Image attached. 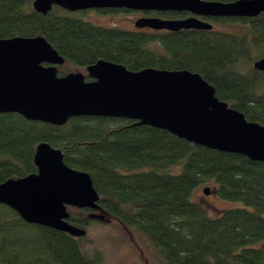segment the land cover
Masks as SVG:
<instances>
[{"label":"trees","instance_id":"obj_1","mask_svg":"<svg viewBox=\"0 0 264 264\" xmlns=\"http://www.w3.org/2000/svg\"><path fill=\"white\" fill-rule=\"evenodd\" d=\"M34 1L0 0V40L44 37L65 60L57 67L59 77L76 68L91 81L87 68L101 60L134 72L187 70L211 84L220 101L264 126V72L254 68L264 54V13L217 21L240 23L246 27L242 34L125 30L86 21L82 11L54 7L42 15L33 9ZM149 16L178 20L185 15ZM245 63L251 65L241 69ZM42 143L60 149L70 168L88 173L99 194V211L68 208L73 226L85 230L94 222L119 221L153 245L157 264H264V162L191 144L129 119L76 117L57 127L0 114V184L37 174L34 157ZM205 185L221 199L246 207L211 217L194 199ZM83 238L29 224L0 204V264H101L100 256L82 249Z\"/></svg>","mask_w":264,"mask_h":264},{"label":"water","instance_id":"obj_2","mask_svg":"<svg viewBox=\"0 0 264 264\" xmlns=\"http://www.w3.org/2000/svg\"><path fill=\"white\" fill-rule=\"evenodd\" d=\"M54 7L69 13L89 10L188 12L214 18H256L264 0L233 3L205 0H36L35 12L49 14ZM138 29L179 32L213 30L196 17L166 20L143 17ZM64 58L44 37L0 40V114H19L28 121L62 127L76 117L129 119L167 131L191 144L264 162V126L250 122L216 97L215 88L200 74L187 70L148 68L139 72L101 60L81 72L58 76ZM254 68L264 72L263 57ZM34 162L38 173L0 184V204L17 212L29 224L52 228L74 237L86 232L69 223L68 208L99 211L100 200L91 176L72 169L64 154L50 144L38 146ZM206 195L211 192L207 188ZM92 218L104 220L102 214Z\"/></svg>","mask_w":264,"mask_h":264},{"label":"rangeland","instance_id":"obj_3","mask_svg":"<svg viewBox=\"0 0 264 264\" xmlns=\"http://www.w3.org/2000/svg\"><path fill=\"white\" fill-rule=\"evenodd\" d=\"M86 21L106 27H117L125 30L135 29V22L143 17L142 12L117 14H100L95 10L80 15ZM216 29L228 33L242 34L246 27L239 24H217ZM251 63L242 64L241 69H247ZM84 70L71 68L70 73ZM211 194L206 195L205 189ZM195 201L201 203L211 217H219L224 211L246 207L242 202H232L221 199L214 187L201 186L194 195ZM253 210L252 207H247ZM86 236L81 240L82 249L90 256L102 258L101 264H157L159 254L144 236L136 230L123 226L119 221L111 220L107 223L94 222L85 229ZM264 247V244L261 245Z\"/></svg>","mask_w":264,"mask_h":264},{"label":"flooded vegetation","instance_id":"obj_4","mask_svg":"<svg viewBox=\"0 0 264 264\" xmlns=\"http://www.w3.org/2000/svg\"><path fill=\"white\" fill-rule=\"evenodd\" d=\"M89 11H92V10H89ZM89 11H82V12H89ZM180 14L185 15L184 18H182V19H186V18H190V17H196L197 19H199L201 21L211 23L214 26V29H216V27L218 26L217 21L220 20V18L196 16V15H193V14L188 13V12H181ZM143 15H145L146 17H153V16H149V13H143Z\"/></svg>","mask_w":264,"mask_h":264}]
</instances>
